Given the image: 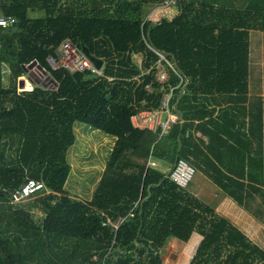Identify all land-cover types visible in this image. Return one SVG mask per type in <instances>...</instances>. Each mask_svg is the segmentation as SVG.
<instances>
[{
	"label": "trees",
	"instance_id": "trees-1",
	"mask_svg": "<svg viewBox=\"0 0 264 264\" xmlns=\"http://www.w3.org/2000/svg\"><path fill=\"white\" fill-rule=\"evenodd\" d=\"M92 1L0 0L1 15L16 21L0 27V264H164L160 252L166 241L188 242L196 231L203 240L189 264H264L262 248L156 165L182 158L238 205L254 194L264 205V98L250 100L248 82L249 30H264V0L246 10L213 0H178L175 17L148 24L145 37L127 51L107 35L95 41L103 77L87 81L92 75L75 74L79 81L71 77L53 95L73 108L89 105L88 113L98 105V113L118 111L110 119L118 138L103 176L92 199L82 201L64 190L71 171L68 149L81 118L74 114L81 111L65 112L18 93L17 41L26 37L32 12L43 20L143 23L146 7L163 0H101L102 8L91 11ZM158 53L175 69L165 84L156 80ZM35 68L24 66L27 73ZM174 85L170 105L178 122L160 138L148 129L136 141L126 137L129 118L158 108ZM29 179L46 189L27 203L12 204L10 192ZM119 218L117 229L108 224Z\"/></svg>",
	"mask_w": 264,
	"mask_h": 264
},
{
	"label": "crops",
	"instance_id": "crops-1",
	"mask_svg": "<svg viewBox=\"0 0 264 264\" xmlns=\"http://www.w3.org/2000/svg\"><path fill=\"white\" fill-rule=\"evenodd\" d=\"M213 1L228 7L242 8L246 10L255 0ZM157 8V10H160L162 14H160L159 11L152 12L150 15L148 14L146 16L145 22L143 23L79 18L51 20L30 19L27 23L26 37L17 41V65L19 67L18 82L24 81L25 86L23 83V88H26L24 92L18 93L51 108L62 109L65 112L81 111L74 115L81 117L80 120H77L76 122H80L83 125H78V127L76 126L75 130L80 129V131L83 132L81 135L82 137H87L83 136L87 133L96 146L104 145L106 140H109L111 146H113L118 136L111 133V130L116 129L117 125L110 124V119L114 118V115L116 116L118 111H103L102 113H98L101 109L98 105L96 107H92V112L88 113L85 111H89L91 109L89 105L79 108L77 105L73 108V106L65 103L66 98L61 97L55 99L53 95L60 93L63 90L62 87L68 84L71 77H73L72 80L74 82L79 81L80 79L75 74L65 71L59 75L53 76L48 65V57L60 55L62 53L63 46L67 43H71L79 49L81 45H85L89 48L90 52L94 54V43L103 35L109 36L118 50L127 51L132 45L136 44L143 37H145V29L148 24L158 23L164 17L172 19L176 15L175 7L169 9L168 15H165V11L160 7V5H158ZM136 57L141 59V55L139 54L136 55ZM31 63L45 69L48 72L51 79L50 88H47V86L43 87L42 85H39V83H32L29 74L32 75L33 73H27L24 70V66ZM249 69L250 75L248 82L250 100H255L257 97L264 98V30H249ZM252 70H254V72ZM95 79L96 78L93 76L85 77V80L87 81H93ZM96 85L97 84L94 83V86ZM176 87L178 86L174 85L170 88L174 89ZM38 88L42 89L38 90ZM101 106L103 108V105ZM132 116L129 118V129H131L129 131L131 132L125 131L124 134L126 137H130V139L132 138L131 140L136 141L142 129H139L134 125ZM163 118H165V116H163ZM91 119H93V123L96 120V123H98L99 126L90 124L89 120ZM96 130L106 133L107 135H111L112 137L109 138L103 135V137L99 138V136H95L97 132ZM197 135L206 140V138L200 133H196V136ZM256 147H259L258 142ZM96 155L95 157H97ZM156 165L167 175L172 168L173 162L170 164L168 162L157 161ZM196 173H198L201 177L204 188L198 187L192 191L185 189L188 194L197 198L203 206L214 210L217 217L227 218L232 225L244 233L253 244L264 250V205L262 196L260 194L248 196L245 205H238L224 192L214 186L204 173L201 171ZM102 176L97 178L96 185L100 182ZM256 178H260L259 172L256 174ZM208 182L215 188H210ZM94 189L95 188L93 186L90 190L89 196L83 197L84 200L82 201H90L92 199ZM75 193L74 195H78ZM194 237H197L195 240L198 248L203 240V236L201 233L196 231L188 242L181 241L177 238L168 239L165 247L161 250L162 253L160 252L161 256L162 254L166 257L175 255V258L178 261H181L188 256L187 248Z\"/></svg>",
	"mask_w": 264,
	"mask_h": 264
},
{
	"label": "built area",
	"instance_id": "built-area-1",
	"mask_svg": "<svg viewBox=\"0 0 264 264\" xmlns=\"http://www.w3.org/2000/svg\"><path fill=\"white\" fill-rule=\"evenodd\" d=\"M178 0H163L160 3V7L165 11V15H168L169 9L175 7ZM15 18L5 17L0 15V27L5 29L12 26L15 23ZM159 54V60L155 64L156 80L160 84H165L168 80V71L175 70L173 66L167 62L164 55ZM136 56V55H135ZM134 56V57H135ZM162 60L166 62L164 66ZM137 63V62H136ZM138 65H141V59ZM48 65L52 73L65 71L74 74H90L100 80L103 77L102 71L98 70L91 62V60L85 56L81 50L71 43H67L62 48V53L58 56L48 57ZM25 86V83H24ZM149 92L152 90L150 85L147 86ZM173 96V88L165 90L164 96L156 109L143 110L132 116V121L139 129H148L156 132L158 137L165 135L172 125L176 124L179 120L177 112H175V106L170 105V100ZM165 116V118H163ZM147 165L153 167L155 165L154 160H148ZM196 170L192 164H189L182 158H177L167 176L168 179L175 184L180 190H185L193 181ZM46 186L43 182H39L34 179L27 180L20 188L10 192V202L12 204H21L26 202L30 198L38 195L44 191ZM128 216L132 217L133 213L130 212ZM123 219L119 218L117 223L111 224L117 229Z\"/></svg>",
	"mask_w": 264,
	"mask_h": 264
},
{
	"label": "rangeland",
	"instance_id": "rangeland-1",
	"mask_svg": "<svg viewBox=\"0 0 264 264\" xmlns=\"http://www.w3.org/2000/svg\"><path fill=\"white\" fill-rule=\"evenodd\" d=\"M157 7L158 6H147L146 7V9L148 10L147 15L148 14L150 15L152 12H155V11L156 12L159 11V13L162 14L160 10H157L158 9ZM176 14H177V11H176ZM0 15H1V12H0ZM29 17L32 20L39 19L40 14L38 12H35V13L32 12L29 14ZM135 60L138 64H140L139 63L140 58H137L135 56ZM252 71L254 72V70ZM30 76L31 78L34 77L35 79H37L39 85L44 84L43 79H41L39 75L35 73V71H33V74L32 75L30 74ZM45 84L47 86H50L51 85L50 80L45 81ZM42 88H38V90H41ZM25 89L26 88H20L19 82H18V85H17L18 92H24ZM78 125L81 126L83 124L80 122H75L74 124V131H75L76 139H75L74 144L68 149L67 156H68V161L71 164V171H70V176L64 186V190L68 194L72 195V197H74L75 199L84 200L83 197L89 196L90 190L93 188V186L96 189L97 178L101 177L103 174V171L106 167V162L109 157L112 146L109 140H106L104 145L96 146L87 133L83 135L87 137H82L81 135L83 132L80 131V129L75 130V127L76 126L78 127ZM103 135L109 138L112 137L111 135H107L106 133H103L101 131H97L95 134V136H99V138L103 137ZM95 155L97 157H95ZM208 184L210 188H215L211 183L208 182ZM198 187L204 188L201 177L199 176L198 173H196L193 181L190 182L187 189H189V191H192L193 189H197ZM74 193L78 195H74ZM29 201L30 200L24 203H27ZM36 216L37 218L38 217L40 218L41 215L40 213L36 212ZM195 238L197 237H194L192 242H190V244L188 245V248H187L188 256L187 257H185L181 261H178L175 258L176 257L175 255H172V256L170 255V257L169 256L166 257L164 256V254H162L161 257L163 259L164 264H189L190 261H192V258L195 256L196 251L198 249Z\"/></svg>",
	"mask_w": 264,
	"mask_h": 264
},
{
	"label": "water",
	"instance_id": "water-1",
	"mask_svg": "<svg viewBox=\"0 0 264 264\" xmlns=\"http://www.w3.org/2000/svg\"><path fill=\"white\" fill-rule=\"evenodd\" d=\"M100 8H102V1L101 0H93L92 1V5H91V11H94L95 9H100ZM73 45V44H72ZM76 47V46H75ZM80 50H81V52L85 55V56H87L90 60H91V62H92V64L98 69V70H102V68H103V65H104V63H103V60H101V59H99V58H97L94 54H92L91 52H90V50H89V48H87V47H85L84 45H81L80 46ZM35 71V73L37 74V75H39V77L41 78V79H43V82H44V84H42V86L43 87H45V86H47L46 84H45V81H48V80H50V76H49V74H48V72L45 70V69H43V68H41V67H39V66H36V69L34 70ZM30 75V74H29ZM29 77H31V76H29ZM31 79V78H30ZM51 81V80H50ZM23 81L21 82H19V86H20V88H23Z\"/></svg>",
	"mask_w": 264,
	"mask_h": 264
}]
</instances>
